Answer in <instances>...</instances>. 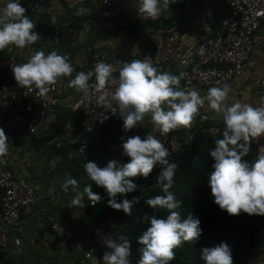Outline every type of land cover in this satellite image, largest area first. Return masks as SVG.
Segmentation results:
<instances>
[{
    "label": "clouds",
    "instance_id": "obj_1",
    "mask_svg": "<svg viewBox=\"0 0 264 264\" xmlns=\"http://www.w3.org/2000/svg\"><path fill=\"white\" fill-rule=\"evenodd\" d=\"M137 3L139 15L156 19L169 7L170 0H137ZM25 11L20 0H6L0 6V50L9 45L25 48L40 39L35 31L36 24L25 15ZM122 65L117 69L111 63L100 61L93 69L79 71L73 77L74 68L67 55H61L57 50L48 53L33 50L26 62L17 64L11 71L17 85L34 86L41 96L46 95L49 86L62 77H72L67 86L85 94L94 87L98 93L97 103L109 106L115 103L126 132L138 125L143 126L141 122L145 115L150 117L151 131L143 138L136 135L122 139V154L129 158L128 162L110 160L104 167L93 161L84 164L88 179L107 193L108 206L129 216L140 198L133 196L131 200L123 198L117 202V197H126L137 190L133 178H147L154 166L160 167L156 181L163 194L150 197L144 203L152 210H166L168 214L144 218L150 226L137 240L142 245L138 264H170L176 248L185 242H194L202 235L198 217L190 213L182 218L177 211L181 202L170 191L177 164L169 161V149L157 134H168L181 127L190 128L205 102L224 125L222 138H217L214 148L209 150L214 160L208 177L213 203L230 216H238L241 212L264 216V154L252 162L245 159L250 151V140L264 135V97L255 107L239 100L226 104L231 91L228 84L210 87L206 95L201 96L194 88L180 86L182 73L174 75L160 71L151 63V58L134 59ZM93 78L94 84L90 85ZM108 85H115L114 90L109 92ZM107 119L105 115L101 122ZM8 151L9 138L0 128V164L6 163L4 157ZM61 189L65 193L71 189L74 193L70 201L73 207L83 206L85 198L93 202L92 205L101 200V196L92 190V184L85 185L81 191L78 180L70 175L65 176ZM104 244L108 251L103 254V264H130L127 237H121L119 241L107 239ZM201 251L203 264H233L231 248L226 242Z\"/></svg>",
    "mask_w": 264,
    "mask_h": 264
},
{
    "label": "crops",
    "instance_id": "obj_2",
    "mask_svg": "<svg viewBox=\"0 0 264 264\" xmlns=\"http://www.w3.org/2000/svg\"><path fill=\"white\" fill-rule=\"evenodd\" d=\"M5 3L6 0H0V6ZM21 6L26 10L25 15L36 24L35 31L40 39L25 48L9 45L0 53L3 56L11 54L26 62L33 50L45 53L57 50L70 58L73 77L79 71L89 70V58L95 52L117 69L123 66L122 63L150 54L172 28L184 35L183 49L192 53L197 37L206 29L216 31L225 13V8L216 6L212 0H170L169 7L156 19H145L142 14L139 15L137 0H116L109 9L93 0H49L45 6L33 3ZM65 23L68 25L65 26ZM57 25L60 28L55 32L52 28ZM255 36L261 42L250 53V69L225 83L231 89L226 104L239 100L257 106L254 81L264 78V25L259 27ZM157 69L174 75L180 72V67L175 64ZM70 78L62 77L57 81L59 103L55 113L47 117L37 132L19 146L10 139L9 151L4 157L6 163L0 164L16 178L34 187L36 197L21 215V245L0 253L12 264H103L100 255L85 256L83 233L91 212L87 198L83 206L73 207L70 201L74 193L71 189L67 193L62 191L61 184L65 176L70 175L78 180L81 191L87 184L93 186L83 169L85 163L93 161L99 167L106 166L110 160L126 163L129 158L122 154V139L136 135L143 138L151 131L150 117L145 115L141 122L143 126L138 125L126 132L123 121H120L106 136L94 134L85 139L79 129V118L67 107L81 93L67 86ZM180 86L194 88L201 96L206 95L208 90ZM202 116L206 118L201 119ZM211 125H223V122L205 102L191 127L178 130L182 135L193 137L191 133ZM157 135L159 139L163 136ZM82 140L87 144L84 153L78 149ZM137 179L133 178L134 182ZM53 223L57 228L52 229ZM261 260L264 263V256Z\"/></svg>",
    "mask_w": 264,
    "mask_h": 264
},
{
    "label": "built area",
    "instance_id": "obj_3",
    "mask_svg": "<svg viewBox=\"0 0 264 264\" xmlns=\"http://www.w3.org/2000/svg\"><path fill=\"white\" fill-rule=\"evenodd\" d=\"M25 0H20L23 2ZM103 8L109 9L116 0H93ZM129 1V0H127ZM216 6L225 8V13L219 28L205 32L197 37L192 53L183 49L184 35L172 28L163 38L159 47L150 54L141 55L137 59L151 58L155 67H164L175 64L180 67L177 75L183 74L180 84L183 87L195 86L209 89L221 86L235 77L241 75L251 67L249 56L253 48L261 41L255 36L256 31L264 25V0H212ZM65 26L68 23L64 24ZM59 26H54V31H59ZM103 61L100 53H92L89 58V70L95 64ZM24 63L13 55L3 56L0 53V72H6L11 76L15 87H9L0 83V122L4 130L11 131L23 129L33 135L39 126L52 116L59 103V91L57 83L49 86L46 95L41 96L34 86L21 87L17 85L11 68ZM90 85L94 84V78ZM115 85H108L111 92ZM254 94L257 106L264 97V78L254 81ZM97 95L94 87H90L87 94L81 91L78 98L67 107L79 118V129L86 135L95 132L106 133L118 122L123 121L114 102L109 106L97 103ZM111 111H116L113 113ZM107 115L108 119H101ZM224 125H211L201 129V133L211 139L222 135ZM169 149V161L175 162L181 149L190 145L188 137H179L176 134H164L160 139ZM254 146V157L251 162L261 154H264V135L250 140ZM80 152L87 151V144L82 140L78 144ZM160 167L154 166L153 171L145 179L150 189L158 188L156 177ZM100 203L107 199L102 194ZM35 190L26 181L16 178L13 173L0 166V253L10 247L21 245V215L35 202ZM93 202L87 201L89 208L94 207ZM96 204V203H95ZM57 228L55 223L52 229ZM83 240L86 244L85 256L100 255L108 251L104 242L107 239L119 241L126 237L122 233L121 225L111 218L102 219L93 213L88 214L84 227ZM264 235V228L261 230ZM130 264H138L130 256ZM0 264H12L0 256Z\"/></svg>",
    "mask_w": 264,
    "mask_h": 264
},
{
    "label": "trees",
    "instance_id": "obj_4",
    "mask_svg": "<svg viewBox=\"0 0 264 264\" xmlns=\"http://www.w3.org/2000/svg\"><path fill=\"white\" fill-rule=\"evenodd\" d=\"M48 1L25 0L21 2V5L33 3L36 6H45ZM0 83L11 88L15 87L11 76L6 72H0ZM0 127L2 128L1 123ZM196 131L191 133L193 137L182 135L178 129L169 133L179 137L192 138L190 145L181 149L177 154L175 160L177 170L170 191L181 202V207L177 209L181 217L186 218L191 213L194 217L199 218L202 229V235L198 240L185 242L174 250L175 258L170 264H203L201 250L216 246L221 242H226L230 246L233 264H264L261 260V257L264 256V235L261 234V230L264 228V216H249L243 212L238 216H230L213 203L208 186V177L213 170L214 160L211 158L209 150L214 148V141L217 138H222V135L216 139H211L202 134L201 130ZM4 132L16 146L31 137L30 134L20 128L11 131L4 130ZM82 134L87 139L94 134L106 136L109 133L95 132L86 135L82 132ZM253 157L254 146L250 142V151L245 159L251 162ZM135 183L138 186L136 191L126 194V197H117V202L123 198L131 200L133 196L140 198V202L133 206L131 216L109 207L107 193L95 184L92 186L93 191L99 195L106 194L107 199L103 203H96L94 207L90 208V213L98 215L102 219L111 218L121 225L122 233L130 241L131 257L138 263L139 249L142 245L137 240L150 226L144 218L153 214L158 217H165L168 213L166 210H152L144 203V200L150 197L163 194L159 187L148 188L144 177H138Z\"/></svg>",
    "mask_w": 264,
    "mask_h": 264
}]
</instances>
